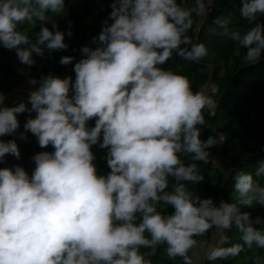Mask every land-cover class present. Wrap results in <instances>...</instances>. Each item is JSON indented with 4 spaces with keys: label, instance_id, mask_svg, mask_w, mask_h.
I'll return each mask as SVG.
<instances>
[{
    "label": "clouds",
    "instance_id": "9594fccd",
    "mask_svg": "<svg viewBox=\"0 0 264 264\" xmlns=\"http://www.w3.org/2000/svg\"><path fill=\"white\" fill-rule=\"evenodd\" d=\"M212 3L112 0L92 40L100 46L80 49L86 58L74 64V84L51 73L30 79L39 85L29 93L30 109L0 107V137L17 131L18 114L35 112L25 130L41 148L55 149L33 156L31 176L19 165L0 168V264H153L160 246L180 264L235 261L242 253L245 264H264V218L244 210L264 207V161L254 174L236 173L229 200L190 188L205 180L198 162L207 164L208 150L225 136L201 140L214 98L161 67L174 55L195 64L209 56L189 32L193 14L203 16ZM240 3L246 30L231 28L230 17L215 23L236 44L235 55L243 49V62L255 65L264 60V0ZM49 13L66 16L65 0H0V44L26 66L34 65L33 53L67 50L72 22L62 31ZM46 21L51 30L42 26L35 42L18 27ZM93 146L107 150L106 175L98 174ZM6 154L20 158L14 140H0V162Z\"/></svg>",
    "mask_w": 264,
    "mask_h": 264
},
{
    "label": "trees",
    "instance_id": "16d2710c",
    "mask_svg": "<svg viewBox=\"0 0 264 264\" xmlns=\"http://www.w3.org/2000/svg\"><path fill=\"white\" fill-rule=\"evenodd\" d=\"M112 0H65L67 9L66 16H57L49 13L60 30L67 32L68 22H72V37L65 36L67 50L48 52L45 49L43 56L33 53L34 65L31 67L30 79L40 80L42 76L54 74L61 78L71 77L75 83L76 74L74 64L86 58L80 49L88 46L92 49L99 47L98 43L93 44V37H97L102 30V22L111 12ZM195 0H184L186 7H192ZM240 0H213L209 10L201 17L193 14V29L189 32L198 42H202L209 50V56L199 64L185 61L178 56H173L163 67L171 69L180 74L189 76L194 91L204 93L210 88L206 95L212 96L216 102L215 114L209 116L205 113L206 126L201 127V140H207L210 136L219 140V133H223L225 139L211 147L209 151V162L207 164L198 162L205 180L194 188L203 198H213L217 203L221 200H229L233 189L234 176L238 171L255 173L259 162L264 161V60L255 65L243 62L244 50L241 55L236 56V44L223 36V29L215 21L220 18L230 17L233 29L246 30L247 21L240 16ZM264 19V18H262ZM42 26L51 30L52 24L46 21L43 25L37 22L35 25H19V30L25 31L35 42L37 33ZM15 50L5 49L0 44V95L7 96L0 107H15L24 103L26 109L31 108L28 98L19 96V89L26 85L25 78L17 72L15 67ZM62 56H73L75 59L70 65H61L59 60ZM39 85H36L38 88ZM35 88V89H36ZM75 95L74 89L70 87L69 97ZM35 112L25 111L18 114L17 118L20 127L11 135H5V142L14 140L20 150V158L7 154V156L32 175L36 164L33 156L40 152L54 153L52 145L41 148L37 138L26 131L24 124L27 119L35 118ZM95 121L90 120L88 125L94 126ZM24 136L22 139L21 136ZM93 153L96 156L94 163L97 166L98 174L106 175L110 169L107 166L105 154L106 149L93 146ZM264 184V178H259ZM249 211L253 218L260 216L264 218V207L244 209ZM168 213L174 209L169 207ZM261 227V225H257ZM230 236L233 242L238 239L235 229ZM207 239V238H205ZM142 251H147L143 249ZM242 253L235 261L218 260L206 261L205 264H245ZM153 264H180L168 260L165 255V247L160 246L156 255L152 258Z\"/></svg>",
    "mask_w": 264,
    "mask_h": 264
},
{
    "label": "built area",
    "instance_id": "2783aa9c",
    "mask_svg": "<svg viewBox=\"0 0 264 264\" xmlns=\"http://www.w3.org/2000/svg\"><path fill=\"white\" fill-rule=\"evenodd\" d=\"M14 58H15V67H16L17 72L20 73L26 80V85L21 87L18 91L19 96L21 98H29L30 91L35 90V88H36V85H30L29 84L32 66H26L23 63H21L19 58L16 55V52L14 53ZM210 88H213V87L209 86L207 89L204 90V93L207 94ZM0 140L5 142V136L0 137ZM15 165H16L15 161L11 160L7 156V154L3 158V161L0 162V168H4V167L12 168Z\"/></svg>",
    "mask_w": 264,
    "mask_h": 264
},
{
    "label": "rangeland",
    "instance_id": "374dc122",
    "mask_svg": "<svg viewBox=\"0 0 264 264\" xmlns=\"http://www.w3.org/2000/svg\"><path fill=\"white\" fill-rule=\"evenodd\" d=\"M0 96H3V97H4V99H6V98H7V96H5V95H0Z\"/></svg>",
    "mask_w": 264,
    "mask_h": 264
}]
</instances>
